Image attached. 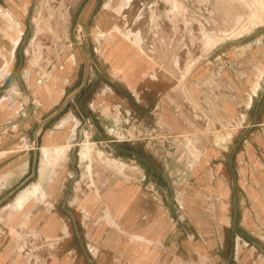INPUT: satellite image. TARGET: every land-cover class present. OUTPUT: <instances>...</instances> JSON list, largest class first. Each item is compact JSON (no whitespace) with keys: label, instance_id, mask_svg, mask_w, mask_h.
<instances>
[{"label":"rangeland","instance_id":"1","mask_svg":"<svg viewBox=\"0 0 264 264\" xmlns=\"http://www.w3.org/2000/svg\"><path fill=\"white\" fill-rule=\"evenodd\" d=\"M81 2L29 0L16 58L9 68L0 59V138L7 135L0 264H132L123 249L134 240L140 248L162 250L154 264H169V256L177 264H264V141L255 139L264 125L224 148L220 138L241 131L244 113L204 104L198 76L188 74L199 49L207 53L262 23L264 1L153 0L152 10L122 14L131 36L138 19L169 20L168 28L149 32L169 36V64L176 68L169 69L165 101L146 106L124 91L130 107L122 114L111 110L107 122L101 110L88 108L107 83L86 75L75 84L62 69L89 37L80 11L71 8ZM57 75L66 97L46 115L35 89L52 85ZM210 80L205 96H220L213 90L222 89V76ZM166 110L168 123L162 120ZM142 114L155 116L154 122H143ZM251 114L259 118L264 110L255 106ZM115 229L123 235L120 244ZM183 238L189 241L186 256L175 253Z\"/></svg>","mask_w":264,"mask_h":264},{"label":"crops","instance_id":"2","mask_svg":"<svg viewBox=\"0 0 264 264\" xmlns=\"http://www.w3.org/2000/svg\"><path fill=\"white\" fill-rule=\"evenodd\" d=\"M28 1L0 0V59L9 61L7 68L15 60L26 33V25L23 21L25 12L28 11ZM154 5L153 0H82L81 3L71 5L72 9L80 11V20L89 37L83 43H79L83 45L70 54L62 69L71 73L72 82L75 84L82 83L86 75H89L91 80H99L103 85L107 83L106 88L100 86L98 93L88 105L89 110L92 108L101 110L106 122L114 113L122 114L124 106L130 107V101L122 94L124 91L137 96L146 106L153 104L154 107L158 100L167 99L166 95L162 96L169 92V74H171L169 69L176 68L174 63L169 64V46H167L169 36H160V33L150 34L149 29L155 26L168 28L169 20L160 22L138 19L133 25L139 30L137 34L131 36L126 30L130 27V22L121 16L129 10L139 12L152 10ZM16 39L18 42L15 45ZM153 44L161 46H150ZM199 50L197 64L188 74L193 73L198 76L197 85L199 90L204 91V104L213 102L210 105L214 107L228 106L234 108L237 114L238 111L244 113L239 121L243 125L241 131L232 129L226 132L229 138L224 148L232 149V142L239 134L248 135L249 129L253 126L264 125V116L258 118L251 114L255 106L264 110V21L245 34L222 41L207 53ZM217 75L222 76L223 87L221 90L214 88L213 92L219 90L222 94L207 98L206 92L211 90L209 83L213 82L210 78ZM31 79L29 85L34 88V78L33 81ZM256 83L258 86L254 89ZM53 85L57 87L51 88ZM35 94L40 99V110L48 115L65 99L66 86L57 75L52 85L36 88ZM164 109H166L165 105ZM111 110H114V113ZM165 112L162 120L169 122V114L167 110ZM107 113L111 114L107 115ZM142 117L143 122L147 123H153L155 120V116L151 114ZM255 139L262 142L264 135L259 132L255 135ZM250 146L251 144L246 145L245 150H249ZM243 155L245 153H241V156ZM0 177L3 182L0 191L6 192L7 135L0 138ZM253 197L256 201V196ZM261 202H264V197ZM3 205V209L6 210L7 202ZM121 217L117 219L123 220L124 218ZM132 219L135 220L133 217ZM121 225L123 229H128V223L123 222ZM114 232L118 238L116 243L120 244L123 235L116 229ZM188 247L189 241L183 238L175 253L186 256ZM217 252L214 250L215 257ZM160 255H163L161 249L140 248L138 240H134L132 247L123 249V258H131L132 264H154L153 259L155 258L156 261ZM241 255L242 251H239L236 260L240 259ZM169 264H177L171 256H169Z\"/></svg>","mask_w":264,"mask_h":264},{"label":"bare ground","instance_id":"3","mask_svg":"<svg viewBox=\"0 0 264 264\" xmlns=\"http://www.w3.org/2000/svg\"><path fill=\"white\" fill-rule=\"evenodd\" d=\"M264 1V0H263ZM256 3V2H255ZM257 4V3H256ZM263 4V3H262ZM261 4V5H262ZM261 9V8H260ZM255 12V11H254ZM256 14V13H255ZM6 67H7V63H6ZM166 119V118H165ZM170 120V119H169ZM166 122V121H165ZM171 122H172V120H171ZM168 123V122H167ZM173 127L174 128H176V129H178L177 127H175L174 125H173ZM227 135H229V134H227ZM225 136V137H221L220 138V136L218 137V138H220L221 139V144H223L224 145V147H226V144H227V141H228V138H229V136ZM249 152V151H248ZM242 175V174H241ZM33 188H29L26 192H25V194H24V196L26 195V194H30V192H31V190H32ZM256 196V202H257V204H259V205H261L262 203H260L259 202V199L257 198V195H255ZM26 199H28V198H26ZM58 229V223H56L55 225H53V227L51 228V232H53V231H56ZM61 230V229H60ZM56 233V232H55ZM56 235V234H55ZM50 246V245H49ZM147 248H148V246H146Z\"/></svg>","mask_w":264,"mask_h":264}]
</instances>
